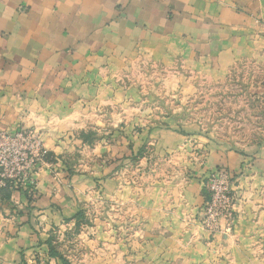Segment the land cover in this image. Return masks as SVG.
<instances>
[{
    "label": "crops",
    "instance_id": "1",
    "mask_svg": "<svg viewBox=\"0 0 264 264\" xmlns=\"http://www.w3.org/2000/svg\"><path fill=\"white\" fill-rule=\"evenodd\" d=\"M151 54L219 72L263 65L264 0H0V128L36 131L61 166L0 183V264H264V141H167L183 164L150 183L125 146L112 149L120 166H67V131L124 102L114 83ZM244 94L264 106V85ZM219 169L233 209L211 231L205 183Z\"/></svg>",
    "mask_w": 264,
    "mask_h": 264
},
{
    "label": "rangeland",
    "instance_id": "2",
    "mask_svg": "<svg viewBox=\"0 0 264 264\" xmlns=\"http://www.w3.org/2000/svg\"><path fill=\"white\" fill-rule=\"evenodd\" d=\"M150 56L138 58L129 66V75L114 83L127 95L124 102L115 99L100 107L105 110L90 115L87 127L67 131L66 141H77L68 167L80 173L86 167L87 175L90 165L99 170L116 167L112 149L125 146L135 178L150 183L179 173L183 164H176L182 147L170 150L162 145L167 141L224 142L236 149L238 144L264 141V106L259 101L251 108L244 96L256 84L264 85V81L257 83L264 79V64L219 72L188 64L181 57ZM95 153L98 158L90 162Z\"/></svg>",
    "mask_w": 264,
    "mask_h": 264
},
{
    "label": "built area",
    "instance_id": "3",
    "mask_svg": "<svg viewBox=\"0 0 264 264\" xmlns=\"http://www.w3.org/2000/svg\"><path fill=\"white\" fill-rule=\"evenodd\" d=\"M48 152L36 131L19 128L15 131L0 128V183L13 187L25 186L31 174L41 166H48L57 177L60 161H48ZM53 166V167H52ZM209 200L202 211L201 225L204 229H215L222 218L229 219L233 209L231 180L222 169L212 173L206 181Z\"/></svg>",
    "mask_w": 264,
    "mask_h": 264
}]
</instances>
